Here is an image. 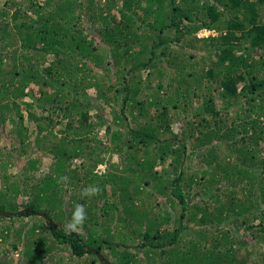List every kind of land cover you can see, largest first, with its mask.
<instances>
[{"label":"trees","instance_id":"1","mask_svg":"<svg viewBox=\"0 0 264 264\" xmlns=\"http://www.w3.org/2000/svg\"><path fill=\"white\" fill-rule=\"evenodd\" d=\"M2 142L0 264H264V0H0Z\"/></svg>","mask_w":264,"mask_h":264},{"label":"rangeland","instance_id":"2","mask_svg":"<svg viewBox=\"0 0 264 264\" xmlns=\"http://www.w3.org/2000/svg\"><path fill=\"white\" fill-rule=\"evenodd\" d=\"M209 33L208 32H202L201 34H200V36H207ZM10 49V51L13 53L14 52V50H13V48H9ZM4 50H2V52H3ZM6 52V51H5ZM11 56V55H10ZM5 145V143L4 142H2V143H0V147H2V146H4ZM43 151H39V154H37V155H31L30 157H37L38 158V156H43ZM47 159H45L44 160V162H43V164L42 165H40L39 166V171H37V172H34V175L36 176V175H39V172L40 173H42V172H45V171H47V169H48V166H49V164H47V161H46ZM21 161V160H20ZM19 161V162H20ZM117 161H119V157H114V159H113V162H117ZM168 163V162H167ZM166 163V164H167ZM106 166L104 165V166H100L99 167V169H100V171H106V168H105ZM164 166H162V167H160V170H162V168H163ZM3 170H2V167L0 166V172H2ZM6 172H9V173H15L16 172V169H11V170H9V171H6ZM109 187V186H108ZM45 200H47V199H45ZM7 203L8 204H13L14 203V201L13 200H7ZM50 206V205H49ZM51 206H53V203L51 202ZM2 212V211H1ZM13 214V213H12ZM27 214H28V212H27ZM15 215H18V214H15ZM14 215V216H15ZM36 216H30V217H28V218H26L25 219V221H27V222H30V223H35V222H43V220L42 219H40L39 217H41V216H39L38 214H35ZM22 226V224H19V223H16V225H14V227H16V229H18V228H20ZM13 242V238H12V236H9L8 238H7V240L5 241V242H0V247H3V248H6L7 249V251H9V253L7 254V258H8V260L6 261V262H10V261H12V262H14V260H15V262L17 261V260H19V258H20V255L17 253V248H15V247H13V246H10L11 245V243ZM15 244V243H14ZM30 250H28V252H29ZM14 255V256H13Z\"/></svg>","mask_w":264,"mask_h":264},{"label":"clouds","instance_id":"3","mask_svg":"<svg viewBox=\"0 0 264 264\" xmlns=\"http://www.w3.org/2000/svg\"><path fill=\"white\" fill-rule=\"evenodd\" d=\"M97 193H98V189L92 188L90 191L86 189L83 194L96 195ZM86 220H87V213L85 211L84 206L77 204L74 211L72 212L71 220L66 225V231L69 233L82 231Z\"/></svg>","mask_w":264,"mask_h":264},{"label":"water","instance_id":"4","mask_svg":"<svg viewBox=\"0 0 264 264\" xmlns=\"http://www.w3.org/2000/svg\"><path fill=\"white\" fill-rule=\"evenodd\" d=\"M9 215H15V214L0 212V216H9ZM38 215L41 216V217H45V214H38ZM99 258H101L106 264H110L107 260L102 258L101 255H99Z\"/></svg>","mask_w":264,"mask_h":264}]
</instances>
